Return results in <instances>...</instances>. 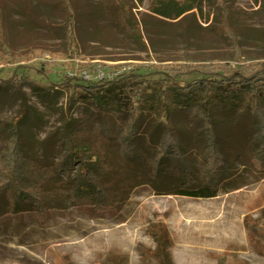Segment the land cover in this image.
<instances>
[{
  "label": "rangeland",
  "instance_id": "374dc122",
  "mask_svg": "<svg viewBox=\"0 0 264 264\" xmlns=\"http://www.w3.org/2000/svg\"><path fill=\"white\" fill-rule=\"evenodd\" d=\"M63 1L72 10L70 26ZM103 1L0 0V124L26 114L20 128L27 156L41 163L61 154L56 136L65 119L93 114L92 95L69 89L65 78L97 83L105 103L118 95L135 101L141 87L149 106L159 101L158 82L171 75L167 65L214 59L223 74L245 64L264 69V0H202L201 9L177 21L135 6V30L111 22ZM165 105L173 109L176 98ZM215 119L233 147L246 149L236 118ZM12 140L9 132L0 136V155ZM237 167L214 198L162 195L165 188L142 181L106 213L65 195H43L50 205L43 214L1 208L0 264H264V175L247 158Z\"/></svg>",
  "mask_w": 264,
  "mask_h": 264
},
{
  "label": "trees",
  "instance_id": "16d2710c",
  "mask_svg": "<svg viewBox=\"0 0 264 264\" xmlns=\"http://www.w3.org/2000/svg\"><path fill=\"white\" fill-rule=\"evenodd\" d=\"M63 3L70 26L72 10ZM201 5L202 0L103 1L107 18L126 30L137 28L135 6H146L152 15L177 21ZM2 12L0 6L1 25H5ZM71 34L72 30L66 33ZM2 41L8 44L6 36ZM220 63L212 59L195 65H167L171 75L158 82L159 101L149 106L141 87L135 101L118 95L105 103L94 89L97 83L73 85L65 78L69 89L92 95L93 114L87 119L64 120L56 136L61 154L53 163L27 156L20 128L26 114L16 122L0 124V136L5 132L13 136L10 148L0 155V209L11 214H43L50 208L43 195H65L75 206L106 213L118 208L122 197L142 181L165 188L162 195L214 198L237 175L241 157L264 175V69L245 64L240 71L223 74ZM194 73L202 77L183 86L173 82ZM171 95L176 98L173 109L165 105ZM218 115L236 118L246 149L233 147L220 134ZM188 124H192L190 129Z\"/></svg>",
  "mask_w": 264,
  "mask_h": 264
},
{
  "label": "built area",
  "instance_id": "2783aa9c",
  "mask_svg": "<svg viewBox=\"0 0 264 264\" xmlns=\"http://www.w3.org/2000/svg\"><path fill=\"white\" fill-rule=\"evenodd\" d=\"M84 74H85V78H86V79H88V80L91 79L90 75H89L87 72L84 73Z\"/></svg>",
  "mask_w": 264,
  "mask_h": 264
}]
</instances>
